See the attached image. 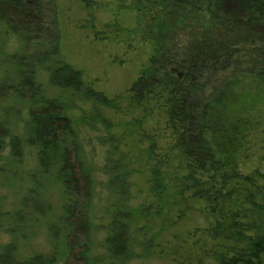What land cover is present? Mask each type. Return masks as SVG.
<instances>
[{
    "label": "trees",
    "instance_id": "trees-1",
    "mask_svg": "<svg viewBox=\"0 0 264 264\" xmlns=\"http://www.w3.org/2000/svg\"><path fill=\"white\" fill-rule=\"evenodd\" d=\"M82 2L86 7L93 4L90 0ZM133 2L138 32L142 40L153 45L154 51L129 88V102L140 108L145 117L149 104L158 111H165L166 129L173 140L169 150L180 153L187 165L188 172L181 177V192H191L193 197L204 201L205 214L213 219L207 232L216 262L264 264V191L256 185L255 176L239 173L233 163L245 141L244 127L237 115L239 111L237 114L235 111L242 106L247 110L245 106L250 103L246 92L241 93L244 89L238 95L233 88L246 78H250L257 89L264 87V0ZM40 6L41 0H0V28L20 44V51L9 59L13 72H6L7 79L0 83V93L24 106L27 117L23 124L24 142L37 150L40 175H48L53 170L62 185L61 225L66 236L76 228L88 240V213L94 189L92 171L81 158L83 151L79 140L64 114L68 107L46 98L35 82V74L42 69L48 74L51 86L69 93L71 98L91 102L92 112L85 119L93 125L100 124L110 143L111 125L102 117L100 109L115 110L117 104L102 92L93 90L84 81L82 72L61 58L58 32L48 46L32 45L35 36L30 34L44 31L45 20ZM52 18L56 26L55 14ZM185 29L196 30V33L188 39L178 62L173 55L174 38ZM240 51H244V71L230 73L212 93L198 99V82L203 72L224 71L232 64L240 67ZM3 125L0 122V148L3 149L7 141L10 158L20 159L22 140L11 136ZM154 147L155 142L151 140L148 156L152 155ZM159 174V168H155L150 181L158 202L163 200L166 190ZM255 174L264 179V174ZM125 175L115 174L109 179L115 196L121 198L120 210L118 208L105 239L110 264H127L135 257L129 236L132 213L125 209L128 191ZM77 194L83 196L85 204L80 219L74 220L73 204ZM26 204L23 200L22 205ZM32 205L36 213L45 210L39 201ZM22 212L23 209L15 217L19 218ZM12 250L10 246L5 247L0 264H53L55 260L37 255L16 262L11 257ZM85 254V250L80 252L84 260Z\"/></svg>",
    "mask_w": 264,
    "mask_h": 264
},
{
    "label": "rangeland",
    "instance_id": "rangeland-1",
    "mask_svg": "<svg viewBox=\"0 0 264 264\" xmlns=\"http://www.w3.org/2000/svg\"><path fill=\"white\" fill-rule=\"evenodd\" d=\"M90 1L93 4L86 7L82 0H41L44 31L30 34L35 36L32 45L48 46L58 32L61 58L80 70L93 90L102 92L117 104L115 110L100 109L102 117L111 125L110 143L100 124L93 125L85 119L92 112L91 102L71 98L69 93L51 86L44 70L39 69L35 74V82L43 95L68 107L64 114L79 140L81 158L92 171L94 189L88 213L89 239L85 240L76 228L66 236L61 225L62 185L53 170L48 175H40L37 150L24 142L23 124L27 118L24 106L0 93V122L11 136L22 140L20 159L10 158L7 141L5 147L0 148V256L5 247L10 246L11 257L16 262L39 255L54 257L53 264H110L105 239L118 208L120 210L121 198L115 196L109 179L115 174H126L128 191L124 208L132 213L129 236L135 254L127 264H218L207 232L213 219L205 214V202L193 197L191 192H181V177L188 172L187 165L180 153L169 150L173 140L166 129L165 111H158L149 104L145 117L140 108L129 102V88L154 51L153 45L142 40L138 32L134 2ZM2 31L0 28V83L7 79V73L13 72L9 59L20 51L17 39ZM195 33L196 30L185 29L175 36L176 61L181 60L188 39ZM243 53L239 52L240 67L232 64L224 71H204L199 78L197 98L212 93L230 73L244 71ZM257 88L250 78L233 88L238 95L244 89L241 93L246 92L250 101L245 106L247 110L242 106L235 111L236 114L239 111L245 141L233 163L239 173L255 176L256 185L264 191V179L255 174H264V87ZM151 140L155 147L148 156ZM70 154L74 160V154ZM155 168H159L160 181L162 176L166 187L163 200L159 202L150 185ZM23 200L27 201L25 207ZM74 200L76 220L80 219L85 200L81 194ZM36 201L45 206L41 213L32 208V202ZM22 209V215L15 217ZM82 250L86 251L85 260L80 256Z\"/></svg>",
    "mask_w": 264,
    "mask_h": 264
}]
</instances>
